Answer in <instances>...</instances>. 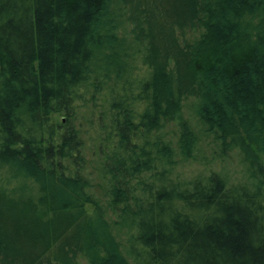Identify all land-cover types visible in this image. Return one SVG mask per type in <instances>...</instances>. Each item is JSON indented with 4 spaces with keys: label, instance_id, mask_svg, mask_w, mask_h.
I'll return each instance as SVG.
<instances>
[{
    "label": "trees",
    "instance_id": "16d2710c",
    "mask_svg": "<svg viewBox=\"0 0 264 264\" xmlns=\"http://www.w3.org/2000/svg\"><path fill=\"white\" fill-rule=\"evenodd\" d=\"M0 264H264V0H0Z\"/></svg>",
    "mask_w": 264,
    "mask_h": 264
},
{
    "label": "rangeland",
    "instance_id": "374dc122",
    "mask_svg": "<svg viewBox=\"0 0 264 264\" xmlns=\"http://www.w3.org/2000/svg\"><path fill=\"white\" fill-rule=\"evenodd\" d=\"M187 36H191V30L187 31ZM146 67H143V70H145ZM192 98H189L188 101L185 103V116L188 119H192L193 123L197 125V121L195 118H193V107H192ZM92 102V100L90 101ZM94 103V101L92 102ZM98 103H102L100 100H98ZM93 108V105L87 106V108H79L80 119L77 120L79 123H82V128L85 132V140L87 145V157H89L92 161L89 164L90 171H93L94 173H97V164L95 163L96 159L98 158L96 156V150L95 146L92 145L94 141H90V134L93 136H96L95 132L97 131L98 126V113L95 115H92L91 109ZM62 118L61 114H56L55 119L57 121H60ZM199 131L200 141H201V149H202V155L198 161H192V162H185L184 167L180 169V171L187 173V175H191L193 172L196 173L199 170H204L206 167H214L218 170L223 171L226 174H229L230 177L237 181V180H244L247 178V165L245 162H243V153L241 150L237 147L231 148L228 153H225L223 151V146L218 143V140L213 138L212 136H207L206 133H201L200 128H196ZM168 136L176 137L177 130L176 125L174 123L170 124L168 126ZM183 164V163H182ZM95 191L99 195H102V190L99 189L98 186L95 187ZM92 209V206L90 207V210Z\"/></svg>",
    "mask_w": 264,
    "mask_h": 264
}]
</instances>
